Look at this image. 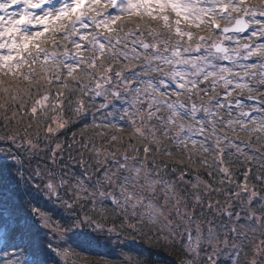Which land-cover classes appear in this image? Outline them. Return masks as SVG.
<instances>
[{
    "label": "snow or ice",
    "instance_id": "obj_1",
    "mask_svg": "<svg viewBox=\"0 0 264 264\" xmlns=\"http://www.w3.org/2000/svg\"><path fill=\"white\" fill-rule=\"evenodd\" d=\"M161 254L264 264V0H0V264Z\"/></svg>",
    "mask_w": 264,
    "mask_h": 264
},
{
    "label": "trees",
    "instance_id": "obj_2",
    "mask_svg": "<svg viewBox=\"0 0 264 264\" xmlns=\"http://www.w3.org/2000/svg\"><path fill=\"white\" fill-rule=\"evenodd\" d=\"M145 246L147 247V245ZM147 256H148V253L145 252V257ZM154 261H158L159 264H169V258H167L165 254H161L160 256H153L151 260H147V264H153Z\"/></svg>",
    "mask_w": 264,
    "mask_h": 264
}]
</instances>
